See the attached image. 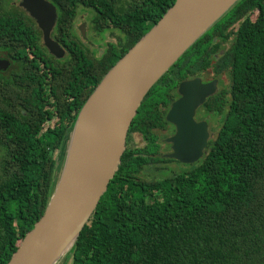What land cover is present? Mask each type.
Wrapping results in <instances>:
<instances>
[{
	"label": "trees",
	"instance_id": "16d2710c",
	"mask_svg": "<svg viewBox=\"0 0 264 264\" xmlns=\"http://www.w3.org/2000/svg\"><path fill=\"white\" fill-rule=\"evenodd\" d=\"M9 1L0 0V58L8 61L0 69V264L43 216L56 154L81 105L175 2L50 0L59 14L52 37L65 51L56 59ZM80 9L89 10L94 36L117 32L100 55L72 27ZM207 73L230 77L229 89L204 105L220 126L204 156L183 165L161 156L159 132L179 83ZM149 167L158 179L142 177ZM68 260L264 264V0H239L147 93L121 164Z\"/></svg>",
	"mask_w": 264,
	"mask_h": 264
},
{
	"label": "water",
	"instance_id": "95a60500",
	"mask_svg": "<svg viewBox=\"0 0 264 264\" xmlns=\"http://www.w3.org/2000/svg\"><path fill=\"white\" fill-rule=\"evenodd\" d=\"M239 0H175L161 19L105 74L79 108L58 150L51 191L43 216L27 233L8 264H58L76 245L84 226L113 179L126 148V136L151 88ZM42 30V41L56 59L64 49L51 38L55 8L45 0H21ZM85 24L79 28L85 38ZM8 61L0 58V69ZM217 90V80L182 81L179 98L165 120L175 133L168 158L190 165L207 147L198 107ZM61 158V160H60Z\"/></svg>",
	"mask_w": 264,
	"mask_h": 264
},
{
	"label": "rangeland",
	"instance_id": "374dc122",
	"mask_svg": "<svg viewBox=\"0 0 264 264\" xmlns=\"http://www.w3.org/2000/svg\"><path fill=\"white\" fill-rule=\"evenodd\" d=\"M80 13L79 15L77 16V19H76V24H77V28L78 26L80 27L83 22L85 24V44H87L90 48H92V50H94V52L97 54V55H100V53H102L103 49L105 48V45L107 42H115L116 41V37H117V32H104L102 34H100L99 36H94V32L92 31V28L89 24V21H88V15H89V10H83V9H80ZM79 12V11H78ZM76 28V33L78 35H80V32L79 30ZM226 48L228 47V45L225 46ZM222 53V52H221ZM203 78L205 80H210L212 79V76H211V73L210 74H203ZM218 81V90L220 88H225V89H229L230 87V77L228 74L224 73L222 75H220L217 79ZM219 120L217 119L216 121H213L211 123V128H210V131H211V135H213V137H215L216 133H217V130H218V127H219ZM68 129V128H67ZM169 136V132H165V133H160L159 132V137H160V140H159V146H161V152L162 154H168L170 153V148H169V145L168 144H165L164 143V139L166 137ZM133 138H134V143L137 145V146H141L142 145V141L140 139V136L138 134H135L133 135ZM58 155L59 153L57 152L56 154V157H55V163L57 161V158H58ZM61 160V158H60ZM163 164H161L162 166ZM168 167L171 169H178V168H186V166H183V165H180V164H177V163H169L167 164ZM174 170V171H175ZM163 173H166L167 175H170V172L169 170H166L164 169L162 171ZM160 175V172L154 168H146L144 170V172L142 173V177L145 178L146 180H152L154 178L158 179ZM58 264H70V260L68 261H65V258L62 259Z\"/></svg>",
	"mask_w": 264,
	"mask_h": 264
},
{
	"label": "flooded vegetation",
	"instance_id": "af4514ba",
	"mask_svg": "<svg viewBox=\"0 0 264 264\" xmlns=\"http://www.w3.org/2000/svg\"><path fill=\"white\" fill-rule=\"evenodd\" d=\"M45 1H47L48 3H50V4L55 8L56 17H55V21H54V26H53V28H52V30H51V38L53 39V37H52V33L55 31V29H56V27H57L59 14H58V10H57V7L55 6V4H53L50 0H45ZM20 2H21V0H10L9 3H8V8H16V9L18 8V9H20V10L23 12V14L26 15V16L30 19V21L33 23V25H34V27L36 28V30H38V31L41 33V39H42V30L39 28V26H38V24L36 23V21L30 16L29 12H27L24 8H22V7L20 6ZM80 11H81V10H79L77 16L79 15ZM83 23H84V22H83ZM72 27L74 28V30H76V28H77L76 18H75V20L73 21V25H72ZM78 28H79V26H78ZM78 28H77V29H78ZM53 40H54V39H53ZM42 44H43V41H42ZM197 78H200L201 81H202V83H209V82H212L213 80H217V79L205 80L203 77H197ZM191 79H193V78H191ZM191 79H188V80H191ZM185 81H186V80H185ZM217 92H218V81H217V90H216V92H215L213 95H215ZM213 95H212V96H213ZM210 97H211V96H210ZM210 97H208V98H210ZM178 98H179V95H178V97H177L175 100H177ZM208 98L206 99V101L208 100ZM175 100H174V101H175ZM174 101H173V102H174ZM206 101H205V102H206ZM173 102H171V104H172ZM171 104H170L169 108L167 109L166 114H167V112L169 111V109H170V107H171ZM204 105H205V103L196 109L195 114H194V121H195L196 123L205 122V123L207 124V132H208L207 146H208V142L214 138L213 135H211V131H210L211 123H212L213 121H216L217 119L219 120V119H221V118L218 117V116H215L212 112L207 111L206 108L204 107ZM166 114H165V117H166ZM167 123H168V122H167ZM219 126H220V124H219ZM218 128H219V127H218ZM129 129H130V128H129ZM217 131H218V130H217ZM128 132H129V131H128ZM166 132H169V136L166 137V138L164 139V143L169 145L170 153H168V154H162V152H161V146H159V147H160L161 156L168 158V155L172 153V149H171V144L166 143L165 140H166L167 138L171 137L172 135H174V133H175V127H174L172 124L168 123L167 129H166ZM160 133H165V132H160ZM127 135H128V133H127ZM133 135H135V134H133ZM133 135H132V143H134ZM126 144H127V136H126ZM159 145H160V144H159ZM206 149H207V147L204 149V151H203L204 153H205V150H206ZM125 150H126V148H125ZM203 156H204V154H203ZM203 156H202V157H203ZM169 159H170V158H169ZM172 160H173V159H172ZM175 161H176V160H175ZM177 162H178V161H177ZM197 162H198V161H197ZM197 162H196V163H197ZM194 164H195V163H194ZM183 165H185V164H183ZM190 165H192V164H190Z\"/></svg>",
	"mask_w": 264,
	"mask_h": 264
}]
</instances>
